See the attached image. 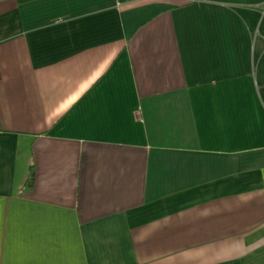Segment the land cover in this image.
Segmentation results:
<instances>
[{
    "label": "crops",
    "instance_id": "1",
    "mask_svg": "<svg viewBox=\"0 0 264 264\" xmlns=\"http://www.w3.org/2000/svg\"><path fill=\"white\" fill-rule=\"evenodd\" d=\"M0 264H264V0H0Z\"/></svg>",
    "mask_w": 264,
    "mask_h": 264
}]
</instances>
